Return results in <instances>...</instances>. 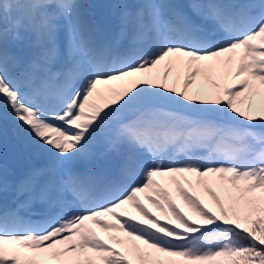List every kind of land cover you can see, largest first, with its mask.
I'll return each mask as SVG.
<instances>
[{
    "label": "snow or ice",
    "instance_id": "obj_1",
    "mask_svg": "<svg viewBox=\"0 0 264 264\" xmlns=\"http://www.w3.org/2000/svg\"><path fill=\"white\" fill-rule=\"evenodd\" d=\"M115 7L0 0V264H264V0Z\"/></svg>",
    "mask_w": 264,
    "mask_h": 264
},
{
    "label": "rangeland",
    "instance_id": "obj_2",
    "mask_svg": "<svg viewBox=\"0 0 264 264\" xmlns=\"http://www.w3.org/2000/svg\"><path fill=\"white\" fill-rule=\"evenodd\" d=\"M131 2H133V0H130V1H129V3H131ZM81 3H82V0H81ZM84 12H85V14L87 15V17H88L89 19H91L90 16L88 15V13L86 12L85 8H84ZM22 35H25V36H26L27 33H22ZM24 51H26V52H28L29 54H31V53L36 52L37 49L29 48L28 46H24ZM197 83H198V84L200 83L199 79H198ZM11 138H12V137H7V138L4 139V141L7 142V141H8L9 139H11ZM205 199L207 200L208 198L205 197ZM146 203H147V202H146ZM148 206L150 207L151 205H148ZM184 207H185V210H186V211H189V210L187 209L186 206H184ZM151 208H152V207H151ZM152 210L155 211L154 208H152ZM102 235H103V234H102Z\"/></svg>",
    "mask_w": 264,
    "mask_h": 264
}]
</instances>
